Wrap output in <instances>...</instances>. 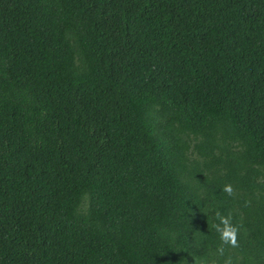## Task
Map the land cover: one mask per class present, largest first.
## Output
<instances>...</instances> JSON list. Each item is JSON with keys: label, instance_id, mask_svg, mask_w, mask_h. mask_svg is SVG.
I'll return each mask as SVG.
<instances>
[{"label": "trees", "instance_id": "16d2710c", "mask_svg": "<svg viewBox=\"0 0 264 264\" xmlns=\"http://www.w3.org/2000/svg\"><path fill=\"white\" fill-rule=\"evenodd\" d=\"M226 261L264 264V0H0V264Z\"/></svg>", "mask_w": 264, "mask_h": 264}, {"label": "clouds", "instance_id": "9594fccd", "mask_svg": "<svg viewBox=\"0 0 264 264\" xmlns=\"http://www.w3.org/2000/svg\"><path fill=\"white\" fill-rule=\"evenodd\" d=\"M224 191L228 194H232V187L230 185L225 186ZM217 219L220 221V224L223 225L221 228L219 225H216V230L219 233L221 240V247L217 249V251L222 255L223 254V245H228L231 247H238L237 243V234L238 227L234 226L231 223V217H225L220 215V213L216 214ZM225 264H230V261H226Z\"/></svg>", "mask_w": 264, "mask_h": 264}]
</instances>
